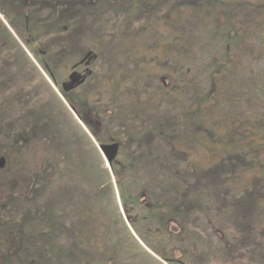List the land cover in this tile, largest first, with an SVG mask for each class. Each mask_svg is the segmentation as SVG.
Here are the masks:
<instances>
[{"label": "rangeland", "instance_id": "1", "mask_svg": "<svg viewBox=\"0 0 264 264\" xmlns=\"http://www.w3.org/2000/svg\"><path fill=\"white\" fill-rule=\"evenodd\" d=\"M24 1L30 6L32 0ZM14 3L7 0L13 18ZM261 3L219 0L201 10L187 8L180 23L136 22L128 24L130 32L126 23L113 28L102 16L94 15L87 28L80 30L79 26L73 41H66L61 29L33 30L32 34L21 28L23 39L0 9V158L6 160L0 168V203L12 193L20 207L25 206L21 201L33 196L42 202L34 206L58 207L56 238L62 248L86 264H170L159 253L181 264L185 260L189 264H229L224 247L235 241L236 234L233 225L214 211L211 215L191 212L183 226L171 221L167 231L156 218L138 223L141 211L133 204L125 209L120 183L92 130L100 128L96 112L100 117L120 114L108 122L104 136L110 137L112 129L122 123L141 132L157 130V121L169 122L185 110L200 108L204 127L195 138L180 135L171 140L155 135L151 147H138L136 154L150 150L169 166L179 165L183 176L193 166L202 169L198 173L200 192L192 197L200 195L209 205L208 199L221 198L224 210L233 207L232 198L251 189L256 180L264 184L263 136L254 119L245 120L249 113L255 120L264 118V9L255 7ZM41 9H36L39 17H49V9ZM78 95L85 98L90 116L80 115L83 103ZM235 127L241 128L244 139L220 143L210 136L214 130L226 137V130ZM60 147L68 148L69 158ZM231 154L249 159L258 154L259 159L226 171L222 177L205 174ZM147 160L142 157L121 178L128 196L138 195L145 206L156 202V195L178 203L170 173L158 161ZM104 168L109 170L115 194L110 208L102 206L96 193L107 181L104 176L97 184ZM254 209L251 223L259 230L257 238L249 241L237 235L242 237V248L257 247L264 255V210ZM231 210H225L228 216ZM246 216H233V223ZM125 229L130 236L124 234ZM35 245L31 241L28 248L35 250ZM258 263L264 264V257Z\"/></svg>", "mask_w": 264, "mask_h": 264}, {"label": "trees", "instance_id": "2", "mask_svg": "<svg viewBox=\"0 0 264 264\" xmlns=\"http://www.w3.org/2000/svg\"><path fill=\"white\" fill-rule=\"evenodd\" d=\"M4 1H6L5 5L3 3ZM218 1L219 0H69L58 1L56 3V1L52 2L49 0L43 2L32 0L30 6H27L26 2L28 1L21 2V0H15L16 17L14 18L10 15L7 0H0V9L8 22L14 26L13 28L15 31L18 32L23 39L25 37L21 33L27 29H29L32 34H34L33 30L38 32L43 30H46V32H52L51 29L53 31L61 29L66 32L65 40L69 41L70 38L73 41L74 38H76V34L78 35L76 32H80V30H84V28L88 27L85 25H88L89 23L92 24L91 21L94 20V15L102 16V19H105L106 23L112 24L113 28L117 24L123 27L126 23V29L130 32L129 25L133 26L136 22H143L149 25L150 23L159 21L180 23L183 21L184 13L187 8L201 10L212 4H216ZM77 2L79 6L77 5ZM255 7L259 10L264 9V0L263 3L256 4ZM39 8H42L41 11L49 9V12L52 14L49 13V17L43 19L39 17L40 14L36 11V9ZM79 26L81 28L78 31ZM39 27L40 30L37 29ZM69 29L71 30V34H68ZM26 42L28 46H30V43H28V41ZM51 54L52 52L49 54L50 58H52ZM42 64L44 63L42 62ZM211 93L212 92L209 91L207 95L210 96ZM77 98L83 103L81 104L82 111L80 112V115L86 114L90 116L92 111L87 109L85 98L82 95H78ZM113 115L100 117L98 112H96L95 119L99 123L100 128L98 126L97 130L92 131L99 143L114 141L120 144L119 155H122V157L120 158L117 156L113 161L111 168L120 183L119 188L122 192L121 197L125 209H129V204H133L141 211L139 218H137V222L141 223L156 218L159 221L162 230L167 231V226H169L168 224L171 221H177L182 225L184 218L191 212L207 211V214L211 215L214 211L217 216L227 222V224L233 225V236L235 237L236 234L235 241L230 243L228 247H226V245L224 247L225 260L227 263L236 264L237 262L245 261L247 264H259L258 258L264 257L263 253L257 251V247L242 248L241 246L242 237L244 239L247 237L249 241L255 240L257 238V232L259 231L251 223V212L256 210L254 208L264 210V184L261 183L259 179L256 180L251 189H245V191L233 197L231 202L229 201L230 205L233 204V207L225 209H232L231 214L228 216L222 208V205H220L221 198L220 200L217 199L215 202L208 199L209 202H211V205H209L206 201L202 200L200 195L195 198L192 197L194 192H200L198 185L201 183L202 177L199 176L198 173L202 172V169L193 166L191 170H187V172L185 170L187 174L183 176L179 165L169 166L163 157L153 155L150 150L136 154V150L140 149L143 145L151 147V142L155 135L171 140L178 139V136L180 135L195 138L197 132L204 127L200 108L185 110L181 116L175 119L173 118L169 122L168 120L163 122L157 121L155 124L157 130L151 129V131L141 132L123 126L122 123L119 124L117 128L112 129L115 131L110 137L104 136L105 131L108 132L107 130H109L108 122L114 118L117 120L121 117L117 112H114ZM248 115L245 120L249 121L250 119H254L256 128L261 131L260 133L263 136L262 142L264 143V118L261 117L255 120V115L251 113ZM157 131H159V133H157ZM242 132L241 128L239 129L235 127L226 130V137L220 136V132L214 130L210 131V136L214 141L216 140L220 143H225L224 141H226L227 143H230L238 141L239 139H244L241 135ZM124 135L125 137H123ZM124 139H127V141ZM67 149V147H63V149L60 147L61 152L69 158ZM255 155L257 156L249 159L244 154H231L228 159H224L223 162L216 164L214 167L206 171L205 174L219 173L218 175L222 177L221 174L226 171H236L239 166H246L250 163H254V161L259 159L258 154ZM142 157L150 159L147 161H158L170 173L171 180L177 191V199H179L178 203H169L164 197L156 195V202L152 203L150 206H145L139 200L140 197L138 195L133 197L128 196L127 190L122 185L121 178L130 174V172H132L136 165L142 160ZM103 171H101L97 177V184L99 185L104 176L107 177V181L97 187L98 191L96 193L97 197L102 202V206H104V208H110V203L115 198L114 188L110 180L109 170L104 168ZM191 177L194 178V180L191 179ZM94 181L96 180L94 179ZM37 198L40 197L37 196ZM8 199L9 200H6L4 203H0V264H39L42 262H47L48 264H72L73 260L75 261V264H86L62 248L56 238L55 208L58 207L52 206L54 209L50 210L47 208V210H45L38 205L34 206V204L42 203L41 201H38L35 196L30 200L25 198L21 201L22 204L25 205L24 207H20L21 203L16 197H14V194L10 193ZM227 204L229 203H225V205ZM239 214H241V216L246 214L247 216L246 218H241L242 221H236L233 223L232 217H236ZM221 223L224 228H229L226 223ZM132 224L133 228L138 231V227L134 221ZM237 233L242 235V237H239ZM113 234L114 236L116 235L115 232H113ZM124 234L130 236L127 229L124 230ZM231 236L232 235H230V237ZM37 240L40 244H37ZM31 241L38 245H35V250L28 248V243ZM159 254L170 264H181V262L175 261L172 257H167L162 253ZM183 264H189V261L185 260Z\"/></svg>", "mask_w": 264, "mask_h": 264}, {"label": "water", "instance_id": "3", "mask_svg": "<svg viewBox=\"0 0 264 264\" xmlns=\"http://www.w3.org/2000/svg\"><path fill=\"white\" fill-rule=\"evenodd\" d=\"M76 80H72L70 86H72ZM99 149L103 156L106 158L109 165H112L113 161L117 158L119 154V144L116 142L113 143H101ZM6 160L4 157L0 158V168L5 166Z\"/></svg>", "mask_w": 264, "mask_h": 264}, {"label": "flooded vegetation", "instance_id": "4", "mask_svg": "<svg viewBox=\"0 0 264 264\" xmlns=\"http://www.w3.org/2000/svg\"><path fill=\"white\" fill-rule=\"evenodd\" d=\"M47 71H48V69H47ZM48 72H49V71H48ZM49 73H50V72H49ZM72 74H75V72L72 73ZM51 76H52V75H51ZM53 80H54V78H53ZM65 89H66V90L69 89V86H67Z\"/></svg>", "mask_w": 264, "mask_h": 264}]
</instances>
